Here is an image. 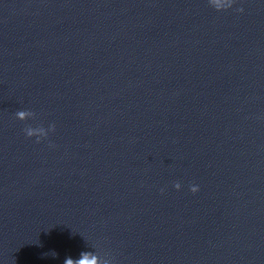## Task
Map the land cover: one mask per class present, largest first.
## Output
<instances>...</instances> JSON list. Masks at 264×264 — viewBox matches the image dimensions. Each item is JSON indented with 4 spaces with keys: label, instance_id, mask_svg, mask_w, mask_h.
I'll use <instances>...</instances> for the list:
<instances>
[{
    "label": "clouds",
    "instance_id": "obj_1",
    "mask_svg": "<svg viewBox=\"0 0 264 264\" xmlns=\"http://www.w3.org/2000/svg\"><path fill=\"white\" fill-rule=\"evenodd\" d=\"M234 3H235V0H208L209 6L218 12L219 11H227V10L233 8ZM236 11L243 12L244 9L238 8V9H236ZM34 115H35L34 113H32L28 110H21V111L16 112L17 119L21 120V121L26 120L30 116H34ZM54 131H55V124H50L48 126L47 130H45L41 126H36V127L28 126L24 129L25 135L28 138L35 137L37 143H40L41 140H43V139H47L49 133L54 132ZM174 187L177 190H180L181 184L177 182L174 184ZM162 191H163V189H162ZM190 191L195 194L196 192L199 191V186L198 185H191ZM52 255L56 256V253L53 252ZM64 264H98V257L95 255L94 252L83 251L80 253L79 259H73V258L68 257L65 259Z\"/></svg>",
    "mask_w": 264,
    "mask_h": 264
}]
</instances>
